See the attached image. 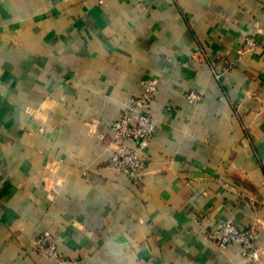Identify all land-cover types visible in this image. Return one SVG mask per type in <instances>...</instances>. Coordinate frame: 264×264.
Here are the masks:
<instances>
[{"label":"crops","instance_id":"0c3cea01","mask_svg":"<svg viewBox=\"0 0 264 264\" xmlns=\"http://www.w3.org/2000/svg\"><path fill=\"white\" fill-rule=\"evenodd\" d=\"M148 77L136 180L112 124ZM220 219L260 256L211 242ZM44 231L82 264H264V0H0V264H56Z\"/></svg>","mask_w":264,"mask_h":264},{"label":"built area","instance_id":"2783aa9c","mask_svg":"<svg viewBox=\"0 0 264 264\" xmlns=\"http://www.w3.org/2000/svg\"><path fill=\"white\" fill-rule=\"evenodd\" d=\"M103 1L99 0L100 3ZM246 45L249 50L260 48V43L254 36L247 37ZM158 83L156 77L143 79L142 93L134 97L123 115L112 124L114 137L119 142L112 149L108 167L124 171L136 180L143 179L145 175L148 163L142 156V151L150 144L156 132L153 105ZM187 96L192 101L202 99V95L196 91L189 92ZM208 236L211 242L222 247L240 243L242 254L249 259L260 256V249L255 247L256 231L253 228H241L231 219L218 220L210 228ZM34 248L39 254L54 259L56 264H82L81 259L60 251L50 231H44L36 237Z\"/></svg>","mask_w":264,"mask_h":264}]
</instances>
